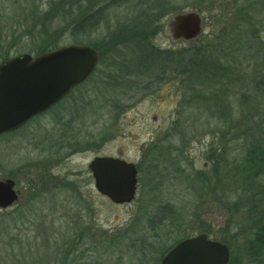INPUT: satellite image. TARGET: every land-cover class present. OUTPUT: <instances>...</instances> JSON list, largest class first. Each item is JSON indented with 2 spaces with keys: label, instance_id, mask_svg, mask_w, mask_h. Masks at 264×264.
Wrapping results in <instances>:
<instances>
[{
  "label": "rangeland",
  "instance_id": "374dc122",
  "mask_svg": "<svg viewBox=\"0 0 264 264\" xmlns=\"http://www.w3.org/2000/svg\"><path fill=\"white\" fill-rule=\"evenodd\" d=\"M59 2L64 1L0 0V51L15 57L56 40L28 36L11 20L30 16L36 7L47 12ZM65 2L47 23L62 34L59 47L98 46L118 34L127 41L101 57L97 51L94 73L73 91L68 105L29 129L36 127L29 134L41 140L20 143L22 149L12 155L7 137L0 136V181L13 177L19 191L18 202L0 209V264H91L93 259L97 264H158L166 249L203 233L227 244L234 264H253L246 251L255 227L264 223V173L249 192L239 183L237 169L251 147L244 135L248 129L264 149V0H132L100 12L96 7L88 15L83 13L88 4L68 9ZM187 12L200 14L202 34L191 42H174L165 26ZM77 18L85 19L72 30L68 23ZM150 18L149 27H143ZM134 26L146 36L132 39L128 31ZM200 54L239 66L246 80H197L191 65L183 73L187 63L176 61ZM69 108L76 110L65 120ZM52 114L68 123L78 153L69 158L63 153L56 180L34 192L27 182L34 174L28 165L49 159L40 142L65 133ZM103 156L136 164L138 189L131 204L115 205L97 192L89 164ZM15 212L16 218L25 213L18 225ZM65 245L79 252L66 257Z\"/></svg>",
  "mask_w": 264,
  "mask_h": 264
},
{
  "label": "water",
  "instance_id": "95a60500",
  "mask_svg": "<svg viewBox=\"0 0 264 264\" xmlns=\"http://www.w3.org/2000/svg\"><path fill=\"white\" fill-rule=\"evenodd\" d=\"M202 17L187 12L171 17L165 34L174 42H191L202 34ZM99 54L89 45H68L39 56L22 54L0 62V136L47 111L94 73ZM97 192L115 205L131 204L137 195L136 164L112 156L89 165ZM19 200L12 180L0 181V209ZM227 244L205 233L176 243L160 264H229Z\"/></svg>",
  "mask_w": 264,
  "mask_h": 264
},
{
  "label": "trees",
  "instance_id": "16d2710c",
  "mask_svg": "<svg viewBox=\"0 0 264 264\" xmlns=\"http://www.w3.org/2000/svg\"><path fill=\"white\" fill-rule=\"evenodd\" d=\"M65 1H69V2H65L67 3L64 7L69 9V6L71 8H73L74 6H81L80 3L84 2L85 4H88L87 7L84 9L87 12H83V13H87V15L89 13H93L99 6V8L97 9L98 12L100 11H105L107 8H110L111 5L112 6H120L124 5L126 3H130L132 0H112V2L109 3V5H105L103 4L104 0H78L77 1V5H74V0H63ZM93 1V2H92ZM96 1V2H95ZM64 2H59L57 4V7L59 6V4L64 3ZM88 2V3H87ZM106 2V0H105ZM69 5V6H68ZM110 6V7H109ZM54 5V8L51 7V9H49L47 12H39L36 11V8H32V10L30 11V16H22L23 18H18V16L13 17V20H11V22L18 28L23 29L25 32H27L28 36H33V37H37V39L39 38H43V37H49V36H55L57 37L56 40H52V42H50L45 48L39 49L37 51L34 52H30L29 54H35V56H39L43 53L55 50L57 48H59V39L62 36V34H58L60 31H55V30H50L47 28V23L51 22L52 19V14L54 13V11H56L57 8ZM97 7V8H96ZM35 9V10H34ZM54 10V11H53ZM21 17V16H20ZM83 17V16H80ZM225 17V16H224ZM85 18H77V19H73V22H70L68 24H70L71 26L74 25L75 23H78L82 20H84ZM87 20V19H86ZM65 21V18H64ZM151 18L150 19H145L142 24L144 23L143 27H149V24L151 23ZM248 21V20H247ZM249 22L245 23V26H248ZM69 25V26H70ZM80 25V23H79ZM151 26V25H150ZM250 26V25H249ZM77 27L79 28V26H72V30L77 29ZM48 29V30H47ZM157 32L161 31V26L159 24H157L154 28ZM243 29V28H241ZM228 30V27H227ZM128 31V30H127ZM246 31V30H243ZM130 34V36H132V39H139L140 37H145L146 36V32L145 31H141L140 28L137 27H133V29H131L130 31H128ZM226 33V32H225ZM248 35V34H247ZM247 35L245 37H247ZM115 35L109 37V42H106L104 44L101 45H94L93 44V48H95L99 54L100 57L102 56V52L103 51H108V50H115V48H119V47H123L122 45L125 44V35L123 34H118L116 35V37H114ZM243 37V35H242ZM58 39V40H57ZM240 42H243L241 40H239ZM228 45H226L227 47ZM225 46H222V50L224 51ZM230 48L229 46L227 47V49ZM3 51V52H2ZM231 54V53H230ZM155 55V54H154ZM11 57V55L9 53H7V51L1 49L0 51V62L2 61H6L9 60ZM178 64H181L182 66V62L185 64V67H183V73H185L186 71L188 72V66L190 67L193 66L194 70L196 69V71L193 70V74L196 75L197 80H202L205 82H210V81H214V79L216 78H223V79H229L230 81L237 83V81H242L241 79H245L243 78V73L239 70V66L234 65V64H230V63H223L221 60L219 59H212L209 58V56L207 57L206 55L204 56L203 54L197 55L194 59L192 60H188L186 61L185 59H180L176 61ZM191 69V68H190ZM191 71V70H190ZM221 111V110H220ZM223 115V114H222ZM257 127V125H256ZM253 134V135H252ZM254 130L252 129H248V131H246V134H244L246 137L248 136V139L252 140L251 143V147L249 149L248 154L245 156L244 161L241 165L238 166L237 169V177L239 178V183L241 184L242 187L246 188V191L249 192H253L254 189V183L256 182L255 178L258 176H261L264 173V149L259 148L261 146V144L258 142L257 140V134ZM40 181H37L36 184L31 185L30 188L33 189L34 192H37L40 190L41 188V184L39 183ZM32 201L34 200V198L31 199ZM34 202H32L31 204H33ZM254 205V209L255 211L258 213H260L259 208L257 207L256 204ZM159 213V217H157L158 219H156V221L160 220L158 225H161V221L162 219L160 218V211ZM16 212L13 214L15 215ZM23 215H25V213L20 214V216L18 218L17 215H15V217L13 218L14 224L18 225L19 221H21L23 218ZM254 224L257 225L258 223L261 224L259 219H255L254 220ZM189 238V237H188ZM176 244V243H175ZM174 244V245H175ZM172 245L170 248L166 249L162 256L161 259L163 258V256L174 246ZM248 248H247V254L249 255V257L251 258V261L253 262V264H264V223H262L259 227H255V234H254V238L252 241H250L248 243ZM66 247V251H65V256L66 257H70L72 254L78 253L79 251H77V249L70 248V246L65 245ZM77 251V252H76ZM161 259L158 261V264H160L159 262L161 261ZM235 261V260H234ZM234 261L231 257L230 263L229 264H234ZM91 264H97L96 259H93V261L91 262ZM240 264V262H239ZM242 264V263H241Z\"/></svg>",
  "mask_w": 264,
  "mask_h": 264
},
{
  "label": "flooded vegetation",
  "instance_id": "af4514ba",
  "mask_svg": "<svg viewBox=\"0 0 264 264\" xmlns=\"http://www.w3.org/2000/svg\"><path fill=\"white\" fill-rule=\"evenodd\" d=\"M83 84L84 83L76 86L73 89V91L76 90L77 88L81 87ZM73 91H71L67 96H65L62 100L57 102L55 105H53L47 111L31 118L23 126L15 129V130H12V131L4 134V135H1V136L7 137V139H8L7 145H9V149H10L12 155H14V153L17 149H22V147L19 145L20 143L30 141L32 138H36L38 141L41 140L40 137L39 138L36 137L35 134H29V132L35 130L36 127L33 130H29V129L31 127L37 125V124H39L38 127H40V121L43 118H45L48 114H50L52 111L55 112L60 106L68 105L67 101L72 96ZM76 106H74V107H76ZM75 110H76L75 108L67 109L65 111L66 113L64 114V119L66 120L65 117H69V115H71V114L74 115ZM58 115L59 114L53 115L55 117L54 120H56ZM66 115H68V116H66ZM65 120L59 121L57 118L56 123H55V125H57L58 128H63L65 133H58V134L54 133L52 138L45 139L43 142L42 141L40 142L41 148L43 150H46V153L49 152V157L47 154V158H49V159H47L46 161L42 160V161L36 162L35 164H37V165L31 164L32 165L31 167H30V164L28 165V167H29L28 170H30L31 173H34V174H32V176H27L28 177L27 182L29 184L34 185L37 183V181H40L39 183L41 184V187H42L43 182L44 183L46 181L48 183L54 182V180H56V177H58V174L57 175L55 174V170L57 168V165L61 163V159L63 158V155H64L63 153H67L66 155H64V158H69V157L78 153L77 140H76V138L71 136L70 129L68 128L69 125H68V123H66ZM65 128H67L68 130H65ZM40 130L45 131V126L40 128ZM34 133H35V131H34ZM17 138H18V141L16 140ZM46 168L49 171L48 173H47V171H45ZM36 170H39V171L37 172ZM45 178H48L49 180H44ZM12 179H13V177L6 179V180H12ZM12 181H14V179ZM14 182H15V190L19 193V191L17 189V187H18L17 181H14Z\"/></svg>",
  "mask_w": 264,
  "mask_h": 264
}]
</instances>
